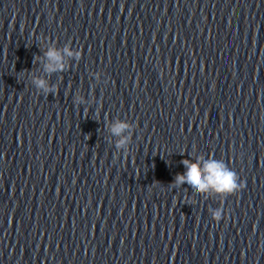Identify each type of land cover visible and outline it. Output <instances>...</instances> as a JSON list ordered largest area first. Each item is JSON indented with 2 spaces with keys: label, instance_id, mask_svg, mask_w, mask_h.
<instances>
[{
  "label": "water",
  "instance_id": "1",
  "mask_svg": "<svg viewBox=\"0 0 264 264\" xmlns=\"http://www.w3.org/2000/svg\"><path fill=\"white\" fill-rule=\"evenodd\" d=\"M0 264H264V0H0Z\"/></svg>",
  "mask_w": 264,
  "mask_h": 264
},
{
  "label": "clouds",
  "instance_id": "2",
  "mask_svg": "<svg viewBox=\"0 0 264 264\" xmlns=\"http://www.w3.org/2000/svg\"><path fill=\"white\" fill-rule=\"evenodd\" d=\"M47 63L44 65L47 73L62 71L65 68L64 57L80 58V51H73L71 46H66L62 51L50 47L46 52ZM99 80L100 77L97 76ZM107 83V81H104ZM32 83L38 90L45 93L54 91V87L50 86L48 81L44 78L32 77ZM76 104L84 103L82 96H76ZM132 128V125L124 120H118L111 125L110 131L113 136L119 137L116 141L117 149H124L127 151V146L131 139V133L127 135L125 133ZM185 169L183 174H177L173 186L176 188H187L188 191L209 198L210 195H215L221 198L222 201L225 197L238 193L245 187V184L240 180L237 173L230 169L223 160H217L212 156H209L202 162V165L196 163H190L187 159L183 162ZM154 186V185H153ZM212 219L216 222L221 221L224 218L223 208H209L208 209Z\"/></svg>",
  "mask_w": 264,
  "mask_h": 264
}]
</instances>
